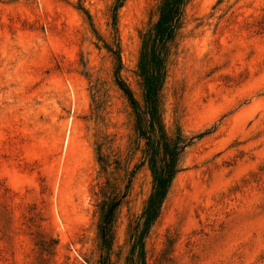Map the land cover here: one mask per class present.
I'll return each instance as SVG.
<instances>
[{"label":"rangeland","instance_id":"obj_1","mask_svg":"<svg viewBox=\"0 0 264 264\" xmlns=\"http://www.w3.org/2000/svg\"><path fill=\"white\" fill-rule=\"evenodd\" d=\"M116 2L0 0V264H99L101 189L129 179L111 260L131 264L154 184L113 51L143 104L161 0H124L115 28ZM166 59V130L194 139L145 263L264 264V0H190Z\"/></svg>","mask_w":264,"mask_h":264},{"label":"trees","instance_id":"obj_2","mask_svg":"<svg viewBox=\"0 0 264 264\" xmlns=\"http://www.w3.org/2000/svg\"><path fill=\"white\" fill-rule=\"evenodd\" d=\"M190 0H161L158 7L159 19L153 28L145 33L139 75L144 86V102L140 104L130 87L120 77L122 59L119 45L116 54L118 67L116 70L117 83L127 97L135 116V127L139 138L145 140L146 158L153 177V190L146 206L135 226L134 242L129 261L136 263L134 257L145 263V239L152 227L160 219L163 207L169 196L173 182L181 171V159L186 148L194 138H185L182 134L173 137L166 130L162 103L163 86L167 74V50L170 42L175 38L182 27L185 8ZM124 0H117L114 6V27L116 28V12L122 7ZM117 31V30H116ZM107 167L103 165L106 172ZM131 179L128 180L124 191L113 195L104 187L101 189L102 222L100 235L102 239L101 260L99 264H112L111 250L115 242V228L117 211L124 199L128 196Z\"/></svg>","mask_w":264,"mask_h":264}]
</instances>
